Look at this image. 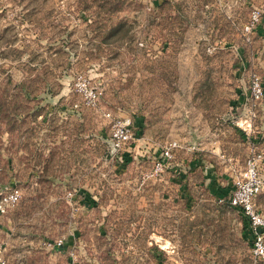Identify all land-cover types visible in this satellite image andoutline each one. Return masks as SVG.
Instances as JSON below:
<instances>
[{
  "label": "rangeland",
  "instance_id": "obj_1",
  "mask_svg": "<svg viewBox=\"0 0 264 264\" xmlns=\"http://www.w3.org/2000/svg\"><path fill=\"white\" fill-rule=\"evenodd\" d=\"M253 69L264 82V0H0V201L21 192L0 212L6 264H253L220 200L250 154ZM214 132L231 161L199 143Z\"/></svg>",
  "mask_w": 264,
  "mask_h": 264
},
{
  "label": "built area",
  "instance_id": "obj_2",
  "mask_svg": "<svg viewBox=\"0 0 264 264\" xmlns=\"http://www.w3.org/2000/svg\"><path fill=\"white\" fill-rule=\"evenodd\" d=\"M156 1V0H154ZM260 20V13L253 11L250 23L246 25L245 30L251 33L257 22ZM247 41L251 38L247 36ZM96 97V94L94 95ZM264 100V82L259 73L253 69L251 73L250 83V101H251V117L237 125L247 134L250 145V154L246 161V167L234 180V189L228 198H221V202H226L230 207L237 209L245 218L248 227L249 243L251 245V255L253 264L264 261V211L257 205L256 201L260 194L264 192V175L261 166L264 162V153L259 151L256 146V141L251 136L252 117L256 116L254 110ZM107 113V116H110ZM114 139L116 145L122 148L127 143L136 141V134L132 127V118L124 117L118 118L114 123ZM171 146H180L179 141L171 142ZM171 148L164 152V158H171ZM157 169L162 170L163 164L158 163ZM21 197L20 189L14 188L7 193L0 201V212L6 213L7 210L18 204ZM49 248H62L64 246L63 239H58L55 242L47 243ZM2 249L0 248V264H6L2 256ZM75 259L74 253H71Z\"/></svg>",
  "mask_w": 264,
  "mask_h": 264
},
{
  "label": "crops",
  "instance_id": "obj_3",
  "mask_svg": "<svg viewBox=\"0 0 264 264\" xmlns=\"http://www.w3.org/2000/svg\"><path fill=\"white\" fill-rule=\"evenodd\" d=\"M199 143H211L212 146H210V151L214 152L213 154L215 156H218L219 158H221L222 162H223V160L226 162L227 160L231 161L233 159V156L231 154L229 155V154H226V153H223V152L218 153L219 148L218 147H216L215 149L213 148L214 145H217L218 143H222V139L217 136V132L216 133L215 132L212 133V135L210 137V142H206L205 140H202ZM199 149L204 150L203 147H199ZM259 208H263V207L259 205ZM262 211H264V210L262 209Z\"/></svg>",
  "mask_w": 264,
  "mask_h": 264
},
{
  "label": "trees",
  "instance_id": "obj_4",
  "mask_svg": "<svg viewBox=\"0 0 264 264\" xmlns=\"http://www.w3.org/2000/svg\"><path fill=\"white\" fill-rule=\"evenodd\" d=\"M238 211H239V210H238ZM242 217H243V215H242ZM243 222H244L243 232H245L246 236H248V238H249V235H248V227H247V223H246L244 217H243Z\"/></svg>",
  "mask_w": 264,
  "mask_h": 264
},
{
  "label": "water",
  "instance_id": "obj_5",
  "mask_svg": "<svg viewBox=\"0 0 264 264\" xmlns=\"http://www.w3.org/2000/svg\"><path fill=\"white\" fill-rule=\"evenodd\" d=\"M243 114H247L246 112H244Z\"/></svg>",
  "mask_w": 264,
  "mask_h": 264
}]
</instances>
